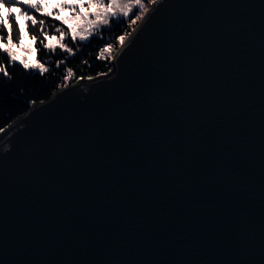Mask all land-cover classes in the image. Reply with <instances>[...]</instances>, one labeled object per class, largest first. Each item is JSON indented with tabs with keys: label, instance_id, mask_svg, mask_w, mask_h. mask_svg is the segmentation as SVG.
<instances>
[{
	"label": "water",
	"instance_id": "water-1",
	"mask_svg": "<svg viewBox=\"0 0 264 264\" xmlns=\"http://www.w3.org/2000/svg\"><path fill=\"white\" fill-rule=\"evenodd\" d=\"M148 9L0 130V264H264V0Z\"/></svg>",
	"mask_w": 264,
	"mask_h": 264
},
{
	"label": "snow or ice",
	"instance_id": "snow-or-ice-1",
	"mask_svg": "<svg viewBox=\"0 0 264 264\" xmlns=\"http://www.w3.org/2000/svg\"><path fill=\"white\" fill-rule=\"evenodd\" d=\"M159 0H0V33L7 30L6 42L3 35H0V49L7 53L9 63H19L23 69H37L39 75L50 71V68L39 61L32 63L25 59H19L16 53L12 50L15 47L23 49L25 52L28 49L24 48L23 40L27 35L29 22L33 29L39 25V31L43 35V40H40L44 49L51 53H55L57 45L60 49L68 55H75L72 48L68 47L63 41L67 35H70L71 42L89 41L100 29L111 25L113 22L120 23L123 19H127L130 14H133L134 9H138L134 18L128 21V27L131 31H127L119 35L116 40L121 49L125 47V41L130 37L136 28L138 21H142L148 13V5H155ZM51 7L52 10L47 9ZM94 10V11H93ZM68 11L72 15L67 19H61L60 13ZM35 14L44 17H54L61 22L62 26H67V31L62 30V27H56L55 33L59 35H50L45 30V20L37 19ZM81 21V23H76ZM13 24L16 29V42L13 40ZM31 40L36 41L37 36L31 35ZM47 41V43H45ZM56 41V44H53ZM113 46L111 44L101 48L97 58L115 59L113 55ZM107 54V56L105 55ZM64 60L56 62V68H59ZM0 74L8 77L10 74L6 66L0 64ZM74 73L71 68L66 70L63 76V84L61 87L67 88L68 81L73 77ZM98 75H107V73H100ZM83 79V77H81ZM87 79L91 80L93 77L89 76Z\"/></svg>",
	"mask_w": 264,
	"mask_h": 264
},
{
	"label": "trees",
	"instance_id": "trees-1",
	"mask_svg": "<svg viewBox=\"0 0 264 264\" xmlns=\"http://www.w3.org/2000/svg\"><path fill=\"white\" fill-rule=\"evenodd\" d=\"M35 15L38 20H45V30L50 35H58V33H55L56 27H62V30H64L61 23L54 17ZM134 16L123 19L120 23L113 22L111 25L100 29L99 35H93L88 42L78 40L77 44H74L71 39L65 38L63 42L73 49L75 55H68L60 48H56L54 54L44 49L40 43V40H43V35L39 31V25L33 29L31 22H29L26 36H37V40L33 41L36 49V59L41 63H45L50 71L41 76L39 72L23 69V66L19 63L11 64L7 59V53L0 49V64L6 66L10 74L8 77L0 74V130L25 113L31 102L47 100L57 91L64 82L63 76L68 68H71L74 73L68 81V85L81 79V77L87 79L89 76L96 77L100 73H107L110 70L111 59L97 58L99 51L108 44H111L115 51L116 38L127 31H131V28L128 27V21L133 19ZM13 29V40L16 42L15 24H13ZM5 31L0 35L5 37ZM105 55L107 56V54ZM62 59L64 63L56 68V62Z\"/></svg>",
	"mask_w": 264,
	"mask_h": 264
},
{
	"label": "rangeland",
	"instance_id": "rangeland-1",
	"mask_svg": "<svg viewBox=\"0 0 264 264\" xmlns=\"http://www.w3.org/2000/svg\"><path fill=\"white\" fill-rule=\"evenodd\" d=\"M105 2H107V0H105ZM144 2L145 3H147V0H144ZM150 7V5H148V8ZM48 11H51L52 10V8L51 7H49L48 9H47ZM94 11V10H93ZM138 12V9H134V11H133V14H130V16H132V15H135L136 13ZM60 15H61V19H67V18H69L72 14L70 13V12H68V11H64V12H62V13H60ZM129 16V17H130ZM128 17V18H129ZM127 18V19H128ZM60 22V21H59ZM61 23V22H60ZM76 23H81V21H76ZM64 27V31H67V26H63ZM6 30V29H5ZM101 30H99L96 34H97V36L99 35V32H100ZM5 33H6V36H7V30L5 31ZM95 34V35H96ZM59 35V34H58ZM57 35V36H58ZM5 36V37H6ZM4 37V38H5ZM65 38H69V39H71V37H70V35H67ZM6 39V38H5ZM78 40L79 39H77V41L74 43V44H77V42H78ZM5 42H6V40H5ZM83 42H88V41H83ZM64 43V42H63ZM53 44H56V41H53ZM117 45H118V43H117V41H116V45H115V50H116V48H117ZM23 46H24V48H26V49H28V51L27 52H25L23 49H21V48H19V47H15V48H13L12 50L16 53V55H17V57H18V60L19 59H25L27 62H29V63H32V62H35V61H37V59H36V49H35V45H34V42H33V40H31L30 39V37H28V36H24V40H23ZM56 48H60L58 45H57V47ZM115 52V51H114ZM31 69V68H30ZM31 70H33V71H36V72H38V70L37 69H31Z\"/></svg>",
	"mask_w": 264,
	"mask_h": 264
}]
</instances>
